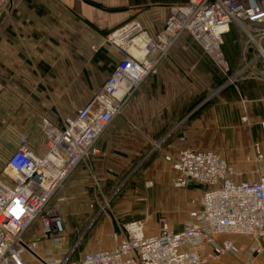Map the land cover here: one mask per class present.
I'll return each mask as SVG.
<instances>
[{"label": "crops", "instance_id": "1", "mask_svg": "<svg viewBox=\"0 0 264 264\" xmlns=\"http://www.w3.org/2000/svg\"><path fill=\"white\" fill-rule=\"evenodd\" d=\"M188 1L12 0L5 8V0H0V155L7 147L16 149L21 137L27 138L35 154L46 155L41 119L56 123L55 108L62 107L68 108L69 116L75 115L115 67L102 70L107 62L111 64L105 36L132 21L156 35L172 8ZM235 49V54L223 51L232 68L240 55L237 38ZM221 80L213 60L192 36L183 35L112 123L91 162L77 167L67 179L60 192L64 198L62 247L42 238L36 222L25 235V242L39 244L37 257L29 258L37 264L63 259L80 241L73 244L74 240H65L66 234L91 233L90 242L71 258L77 262L86 251L113 247L112 236L122 224L133 221L145 222L147 235L158 233L162 220L173 232L183 230L202 189L196 185L176 188L177 172L165 157H177L184 148L218 152L242 171L237 182L258 179L264 160L258 162L254 145L260 142L264 155V84L248 80L217 93ZM114 139L124 147L115 149ZM135 161L146 163L134 185L140 201L132 203L133 192H127L115 201L111 213L94 224L104 193H112ZM112 167L114 174L109 173ZM151 226L157 230L150 231ZM236 242L239 253L224 257L220 264L246 263L245 252L254 242L243 237ZM254 264H264V252Z\"/></svg>", "mask_w": 264, "mask_h": 264}, {"label": "built area", "instance_id": "2", "mask_svg": "<svg viewBox=\"0 0 264 264\" xmlns=\"http://www.w3.org/2000/svg\"><path fill=\"white\" fill-rule=\"evenodd\" d=\"M232 28L240 46L234 68L222 50L224 36ZM185 34L225 75L217 93L248 80L264 84V0H189L172 8L156 35L138 21L113 32L110 40L123 57L93 98L59 123L41 120L46 155L35 154L27 138L21 137L7 159L0 178V264H37L30 258L37 257L38 241L25 242L36 222L42 238L62 247L65 228L60 203L64 198L50 206L52 200L77 167L91 162L98 153V140ZM261 126L264 129V123ZM254 149L262 162L261 143ZM165 159L177 172L176 188L196 185L202 189L183 230L173 232L162 220L158 233L147 235L145 222H128L121 225L122 237L112 236L116 243L111 248L86 251L77 262H71L68 254L40 264H220L224 257L239 253V237L254 242L245 252V264H254L264 252V167L258 179L237 182L242 171L211 149L184 148L177 157Z\"/></svg>", "mask_w": 264, "mask_h": 264}, {"label": "rangeland", "instance_id": "3", "mask_svg": "<svg viewBox=\"0 0 264 264\" xmlns=\"http://www.w3.org/2000/svg\"><path fill=\"white\" fill-rule=\"evenodd\" d=\"M12 2V0H10ZM18 0H13V2H17ZM20 1V0H19ZM10 2V3H11ZM4 7L7 8V3H4ZM8 10V9H7ZM4 13H6V11H4ZM8 13V11H7ZM11 14V13H10ZM4 16V14H2ZM9 15V14H8ZM6 16V15H5ZM11 17V15L9 16ZM130 23V22H129ZM128 24V23H127ZM125 26V25H124ZM123 27V26H122ZM122 27H119L117 29H114L112 30L110 33H108L106 36H105V40H104V46L106 47V49L108 48L109 51H108V54H106V57L108 58V60H110L111 64H109L108 62L105 64V67L102 69V70H105L107 69V67L111 68L112 66L114 67V65L117 64V62L123 57L122 55V52L120 49H118L116 46H114L113 42L110 40V37L112 35L113 32L119 30L120 28ZM237 37H238V34H237ZM103 46V47H104ZM107 49V50H108ZM93 50L94 51H98L100 50V48H96V47H93ZM204 51V50H203ZM107 53V52H106ZM211 59V58H210ZM214 62V61H213ZM215 63V62H214ZM216 64V63H215ZM217 65V64H216ZM112 67V68H113ZM218 67V65H217ZM218 69L220 70V68L218 67ZM221 72V70H220ZM221 74L223 75V77H225V75L221 72ZM224 83H222L220 86H222ZM213 94V93H212ZM66 109L68 108H60V111L58 110V108H55L57 114H58V117H57V122L56 123H59L61 121L62 118L64 117H67L69 116V112L66 111ZM72 109H79V107H76V108H72ZM59 111V112H58ZM123 113V112H122ZM72 115V114H71ZM44 118H47V117H43L42 119ZM118 118V117H117ZM116 118V119H117ZM41 119V120H42ZM48 119V118H47ZM116 119L113 121L115 122ZM112 122V123H113ZM113 129V125L111 124L109 126V128L106 130V132L103 134V136H101V138L98 140L97 144H96V148H98L100 142H102V140L104 139V137L107 135V131L109 130H112ZM111 145L115 148V149H119V148H122L124 147L123 146V143L121 142V140H118V139H114L112 140L111 142ZM158 146V145H157ZM15 150V149H14ZM13 151V149L11 147H7L6 148V152L5 154H1L0 155V178H2L4 176V172H5V169H6V163H7V159L8 157L10 156L11 152ZM259 163H262V162H259ZM148 164V163H147ZM263 166V165H260L259 166V169L260 167ZM146 167V163L144 161H135L133 163V165L131 166L130 169L126 170L125 171V174H124V177L123 179H121L118 183V185L114 186V190L112 191V193L110 194H106L104 193V196L106 197L104 200H103V204H102V208L100 209L99 213H98V216L95 219H93V222L94 224H98L102 221L101 217L102 215L105 216L106 213H111V210H112V207L115 203L116 200L120 199L121 197H125L126 193L128 192H133L132 193V203H137L140 201L141 197L138 196V191H137V187L134 186L135 183L137 182V179H138V176H139V173H141L144 168ZM116 171L115 169L112 167V168H109V173L111 174H114ZM64 187V186H63ZM97 187V186H96ZM62 190V189H61ZM61 190L59 191L58 195L55 196V198L52 200L50 206H52L53 204H58L57 203V199L58 198H61ZM130 199V198H129ZM127 199V200H129ZM139 200V201H138ZM64 203L61 202L60 203V210H61V216L62 214L64 213ZM97 213V211H95ZM83 221H85V219H82ZM149 220V219H148ZM90 222V220H89ZM93 224V225H94ZM119 237H122L120 231H119ZM66 238L70 239V240H74L73 244L77 241H80L77 242L75 244V248L73 247L72 250H70L69 252V257L70 259L71 258H76L79 253H80V250L83 249V247H85V244H87L88 242H90L91 238H92V235L91 233L89 234L88 232L85 233L84 235H74V234H66L65 235V240ZM80 243V244H79Z\"/></svg>", "mask_w": 264, "mask_h": 264}, {"label": "trees", "instance_id": "4", "mask_svg": "<svg viewBox=\"0 0 264 264\" xmlns=\"http://www.w3.org/2000/svg\"><path fill=\"white\" fill-rule=\"evenodd\" d=\"M236 38H237V33L234 31V29L232 28L227 34H225L224 36V45H223V51L224 53H232L235 54V46H236ZM235 44V45H234ZM222 76V80L221 83H224L226 77Z\"/></svg>", "mask_w": 264, "mask_h": 264}]
</instances>
